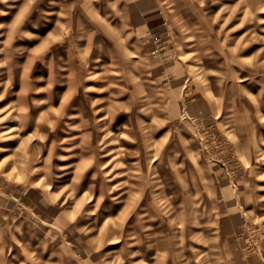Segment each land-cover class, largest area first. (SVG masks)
<instances>
[{
  "label": "rangeland",
  "instance_id": "374dc122",
  "mask_svg": "<svg viewBox=\"0 0 264 264\" xmlns=\"http://www.w3.org/2000/svg\"><path fill=\"white\" fill-rule=\"evenodd\" d=\"M0 264H264V0H0Z\"/></svg>",
  "mask_w": 264,
  "mask_h": 264
}]
</instances>
